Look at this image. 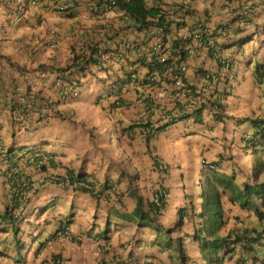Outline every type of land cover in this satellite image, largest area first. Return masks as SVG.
<instances>
[{
	"label": "crops",
	"instance_id": "1",
	"mask_svg": "<svg viewBox=\"0 0 264 264\" xmlns=\"http://www.w3.org/2000/svg\"><path fill=\"white\" fill-rule=\"evenodd\" d=\"M55 1L28 2L22 20L12 23L5 13L13 8L14 0H0V210L11 194L9 172L31 178L40 173L32 165L16 162L12 154L10 160L5 159L4 148L12 143H43L49 158L46 171L81 174L102 194L96 196L55 183L38 188L24 202L16 227L0 228V264H54L56 257L62 259L61 264H180V246L189 256L188 264H206L193 234L197 229L210 232L213 217L203 196L208 189L205 179L214 174L231 176L233 184L218 186L223 190L225 223L215 235L246 230L247 241L240 258L246 259L245 264H255L251 255L264 247V216L255 212L256 207H262L261 199L253 195L251 205L241 206L240 200H231V196L244 183L264 181V166L259 165L260 161L264 165V140L251 148L245 143L256 127L251 119L264 116V75L259 81L254 71L257 63L264 65V0H190L191 12L175 17L183 23L173 22L168 38L181 36L198 22L211 28L223 23L228 29L217 35L224 55L222 62L202 51L185 55L184 59L192 82L201 83L195 66H209L220 70L232 89L224 101L221 118L205 115L199 122H178L158 130L148 140L141 133L144 110L132 102L135 87L125 82L117 92L107 82L122 76V70L128 69L137 56L136 48L149 36L117 8L110 16L115 34H111V44L105 45L110 53L104 63L106 69L93 65L94 71L82 78L79 94L66 100H57L51 82L45 84L53 79V73L47 70L48 77L38 84L37 93L49 98L55 115L26 131L15 130L4 101L11 93L12 81L21 80L14 65L32 70L41 65L65 67L70 63L71 48L85 47L81 42L87 34L99 37L97 21L85 16L82 10L87 8L82 2L69 8L74 11L69 16L55 10ZM161 2H168L166 6L174 13L179 12L175 9L182 3ZM249 6L247 21L239 22L238 14ZM50 28L54 29V49L41 42ZM123 40L131 44L123 45ZM92 86H103V92L95 97ZM118 96L128 102L119 110L113 102ZM58 112L61 115H56ZM155 159L168 164L165 175L154 167ZM203 159L216 160L221 168L209 173L202 168ZM162 176L169 193L158 213L150 200ZM179 207H185L188 213L183 225L170 231ZM65 230L69 234H64ZM164 233L165 241L159 238ZM176 236H181L180 243ZM251 236L255 240L250 243ZM247 244L252 245L251 249ZM175 245L178 260H173L170 251ZM236 247V252L223 258V264H237L239 243Z\"/></svg>",
	"mask_w": 264,
	"mask_h": 264
},
{
	"label": "clouds",
	"instance_id": "2",
	"mask_svg": "<svg viewBox=\"0 0 264 264\" xmlns=\"http://www.w3.org/2000/svg\"><path fill=\"white\" fill-rule=\"evenodd\" d=\"M181 1L183 2V0H181ZM187 1L190 2V0H187ZM107 8H108V10H110V12H109L110 16H111V13L113 11H115V12L117 11V10H114V9H116L115 5H114V0H110L109 3H107L102 10H106ZM182 8L188 9V7H186L184 5H182ZM190 12H191V10H189V12L186 14H189ZM250 12H251L250 6L244 8V10H241V12L239 13L240 17L238 18L239 22H241V23L246 22L247 17H248ZM88 16L94 17L95 20L97 21L96 24L99 26L98 34L102 40L101 42H103L101 44V46H100V44H99V46H100L101 51H104V53H102V56H103L104 63H105L107 61V58L110 57L109 50L105 47V45L111 44V41H110L111 36H112L111 34H115V25L111 22L110 16H109L107 18L108 19V27L106 28V30L104 29L101 31L103 24H102L101 19H99L100 17L98 15H92V14H89ZM225 28L226 27L224 26L223 23H219L214 28H211V27L207 26L206 24H203L202 22H198L196 24L195 28L187 30V32H185L186 34L184 33L181 36L176 35V37L179 38L178 44L174 43L173 37L170 36L168 38L166 36V34H168V33L167 32L165 33L163 31H161V32L159 31L155 34H152L150 36V38H149V36H147V39L141 41L142 44L136 48V55L137 56L133 59V62L129 63L128 69L122 70V75L124 73H130V76L137 79V81H129L128 84L133 85L135 87L134 98H133L134 101L132 100V102H134L135 104H138V105L140 104L144 110L145 117H144L143 124L141 125V127H142L141 133L144 136V138H146L148 140L158 130L164 129L167 126L173 125V124L178 123V122H183V121L199 122L204 118L205 115H209L212 118H221V116H223V114H224V101L226 99L227 94L232 89V83L228 79H226L225 75L223 73H221L220 70H217L215 68H211L209 66H199V67L195 66L194 72L199 74V78L201 81L200 85H197V83L192 82L187 75L188 66H187V63L185 62L184 57H185V55L196 53V51H202V52H205L208 57L213 58L216 62H220V61L222 62L224 60V55L221 52V45H220V42H218V40H217V35L224 33L226 31ZM195 33H199L201 35V37H202L201 41H199L195 37H193V35ZM153 38H155V39L152 41ZM184 38L186 39L185 41H184ZM208 40H210L209 44H207ZM122 43H123V45H130L131 44L130 41H125V40H123ZM156 44H160V47L155 48L154 46ZM83 49H86V47H83ZM181 50H184V53H185L184 55H182V53H180ZM111 53H112V51H111ZM161 57H164V59L162 60ZM153 59H155L154 61L167 60L168 62L165 63V65L163 66L166 68L164 69V71H161V73L156 72V70H153V71L149 72L148 74H146L147 76L145 78H143L142 75H143V73H145L146 63L152 61ZM71 62H73L72 54H71V58H70V63ZM181 65H183L185 67V69L183 71L180 70ZM256 65H260V64L257 63ZM38 68L41 69L42 67L39 66ZM56 68H58V67H56ZM141 68H144V70H142ZM42 69H44V68H42ZM167 69H168V71H167ZM87 74H89V73H87ZM87 74L85 76H87ZM173 75H179L190 86V88L192 89V94L197 97L198 104L194 108H192L191 110L183 111L174 119L163 120V116L165 113L170 112L175 107H181L179 100L174 98V96H175L174 94H175L176 89L172 88V85H171V80H172L171 76H173ZM255 75H256V72H255ZM85 76H82L80 78L81 83H79L78 94L80 91V87L83 83L82 78H84ZM256 77H257V75H256ZM262 77H263V75L261 76L260 79H257V80L260 81L262 79ZM104 78L108 79L107 76H105ZM112 79L113 78H110L109 79L110 81L109 80L107 81L108 86H109ZM162 79H165L166 86L164 87V96H163L161 102L153 101V99L150 98V96H148V95L143 97L142 100H140V101L136 100V94L139 91H141V89H140L141 87H145L146 84L150 83V85H152L153 88H155L156 86H158L160 84ZM91 88L93 89L92 90L93 95L96 97L103 92L104 87L102 86L101 89H99L97 86H92ZM126 89H127V87L125 88V90ZM77 95L71 96L69 98L76 97ZM200 99L202 100V102L199 103ZM57 100H60V99L57 98ZM61 100H63V99H61ZM4 101L6 103L8 101V99L6 98ZM113 102H114V107L118 110L121 109V107L123 105H128V102L127 103L124 102L121 96L116 97ZM145 104H147V107L145 106ZM160 104H163V107H160ZM51 109L52 110L50 112V115L46 120H40V121H37L36 123L47 122L51 118V116L55 115L56 112H54V109L52 107H51ZM162 109L164 111H162ZM56 115L59 116L61 114H60V112H58ZM36 123H34V124H36ZM34 124L31 127H33ZM188 126H189V124H187L185 127H188ZM31 127H28L25 130H18L15 126V130L17 132H22V131H26V130L30 129ZM255 128H259V127L256 126ZM251 135L246 137V139H245L246 146L249 148L254 147L255 145L261 143V141H259V140H257L255 142V144L252 143L251 142ZM11 145L15 149H13L10 152V154H12V156H14V160L16 162L20 160V161H22V163H24L26 165L34 166L40 172L36 178H31V176L29 175V176H27L29 179H25L22 181L21 185H23L24 188L20 192V197H21V201H22V204L20 205L21 209L23 208L24 202H26L30 198V196L36 192V190L38 188H40L44 185L50 184V183L68 185L71 188H73L74 190L87 191V192L92 193L96 196H100L102 194L101 190L99 191L95 187V183L93 181L85 178V176H82L81 174H80L81 177H77L76 174L66 173V174L60 175L56 172L46 171V166L48 163V157H47V154L43 148V143L36 142V143H30L28 145H22V146H18L17 144L12 143ZM23 146H26V147L24 149H22ZM16 147H20L18 149V151L21 149L20 151H24L27 154L24 156H21L20 152L16 153ZM6 150L7 149L4 148V151H6ZM34 155H38V157L36 159H33ZM260 162H262V161H260ZM260 162H259V165H260ZM201 163H202V168L206 169L209 173L212 171H217L221 168L218 161H216V160L203 159L201 161ZM261 166H264L263 162H262ZM154 167L157 170H159L163 175H165L169 166L165 161H163L161 159H155V166ZM16 173L17 172H13V174H16ZM13 174H12V176H13ZM215 176H218V174H214L211 179H209V176L207 179H205V185H207V188L209 191L208 198H207L206 202H208V200H209V196L211 193V187H212V184L214 182H215L217 189H219L218 188L219 184H217V182L215 180ZM206 177H207V175H206ZM47 178H51L52 180H46ZM8 181H9V186L11 188V186L14 185L13 179L8 178ZM208 181H209V184H208ZM220 186H222V185H220ZM160 190H163L165 192V195L164 196H158V202H157L155 200V198L157 196L156 194ZM220 191L222 193L223 190H220ZM168 193L169 192H168V189L165 185L164 176H162L161 180L159 181V184L157 185V187L153 191V194H152V197L150 200L151 205L155 209L158 210V213L162 212L163 207H164V203L168 198ZM235 193H233L232 195H234ZM254 195L259 196L261 199V202H262V198L260 196L261 194H254ZM252 196H251V199H252ZM251 203H252V201H251ZM261 205H262V207L260 209L259 208L258 209L260 211H262L263 216H264V205L262 203H261ZM247 206H249V205H247ZM201 218L204 219V216H201ZM6 226H10V225L3 224L2 222H0V228L6 227ZM171 228H173V227H171ZM171 228H170V231H173L174 229H171ZM200 232L204 233V235H205L206 231L204 232L203 230L202 231L200 230ZM64 234H69L68 230H65ZM176 237H181V236H176ZM175 240L177 241L176 238H175ZM177 242L180 243L181 240H179ZM180 248H181V246H180ZM179 251H180V249H179ZM219 254H221L222 256L225 257L227 253L221 251ZM251 256L252 257L254 256L255 258H257L259 260L257 264H261L262 260L264 259V256L262 255V253H255ZM61 262H62V259L60 257L54 258V264H61ZM237 264H245V262L243 261L241 263V262L237 261Z\"/></svg>",
	"mask_w": 264,
	"mask_h": 264
},
{
	"label": "trees",
	"instance_id": "3",
	"mask_svg": "<svg viewBox=\"0 0 264 264\" xmlns=\"http://www.w3.org/2000/svg\"><path fill=\"white\" fill-rule=\"evenodd\" d=\"M110 0H56L53 5L55 6V10L64 13L65 15L71 16L74 11L69 10L70 7H73L75 5H79L80 2L83 3L86 10H82L84 14H92L96 15L99 13L107 3H109ZM72 3V4H69ZM168 2H161V0H114L115 8L120 9L118 11H121L122 13L127 14L131 19L134 20V23L136 24V27H139L140 29H143L146 33V35H149V38L152 34L157 33L160 31L167 32L170 34L172 32V26L171 24L174 22L176 24L183 23L181 20H177L175 17H182L186 13L189 12V10H192L191 3L187 0H183V2L176 7V11L179 10L178 13H174V10H172V7H167L166 4ZM182 5L188 7V9H183ZM171 10V12L169 11ZM172 14V16H170ZM239 15V14H238ZM240 17V16H239ZM99 26L97 25V29ZM88 33V32H87ZM99 35V34H98ZM162 35V34H161ZM179 38H177L175 35L173 37V41L175 44H178ZM186 39L184 38V41ZM100 36L97 37L96 35L87 34V39L84 42H81V44H86V49H83V47H73L71 48V54H72V60L73 62L69 63L65 67H45L44 70H49L52 73H54L56 78H59L62 82L66 83H72L75 81L76 83H81V77L85 76L87 73H91L94 70L93 65H97L98 68H105L104 59L102 56V53L104 51H101L100 49V42H101ZM97 43V44H96ZM180 53L184 55V50H181ZM153 59L150 62L146 63L145 67V73H143L142 77L145 78L149 72L156 70V72L161 73V71H164L166 67H163L165 63H167V60L164 61H154ZM43 67V65H41ZM20 72L24 71V68L20 65L16 64L14 65ZM106 69V68H105ZM255 72L257 75V79H260L262 75H264V66L256 65ZM24 75L27 77V74L24 73ZM129 81H137V79L130 76V73H124L121 77H115L111 80L109 84V88H115V90L118 92L123 85V83H128ZM14 90V84H11V88L8 92L13 93ZM35 100L37 102L45 101L48 98L45 96H39L38 93L34 94ZM34 102V106L38 108L40 103ZM147 107V104H145ZM251 122L254 126H258L259 128H255L254 132L251 135V142L255 144L257 140L261 141L264 140V116L262 117H255L251 119ZM11 147V149H9ZM6 151H4L5 159L8 161L10 160V152L15 149L10 145ZM20 147H16V153H21V156L26 155L27 153L24 151H18ZM20 156V157H21ZM38 155H34L33 159H36ZM48 157V156H47ZM49 163V158H48ZM260 165H262V162H260ZM9 167V166H8ZM7 167V168H8ZM6 168V169H7ZM13 172L8 173V178L13 179V186H11V194L9 200L5 203L2 210H0V222L3 224L11 225L14 228L16 227V222L18 220V215L21 211L20 205L22 204L20 192L24 188L22 184V181L25 179H29L27 175H20L18 172L16 174H13ZM77 177H81L80 174H76ZM215 180L217 184L223 185L224 187H233V184L231 183L232 177L227 176H215ZM254 194H261L262 198V204L264 205V181L262 182H254V183H244L242 189L237 190L236 193L231 196V200H240L241 206H247L251 205V196ZM208 213L213 217L212 223L209 226L210 232L204 233L200 232V230L194 231V238L198 240L201 250L204 252L206 257V264H222L223 263V257L221 254H219L221 251L225 252L227 254H230L232 252H236L237 247L235 248V245L239 243L241 253H239L238 256V262H245V258L242 257L243 248L245 247V243L247 241V232L243 229V231L240 230H233L232 232H227L225 235H215V231L217 229L219 230L223 224L225 223L224 219V209L221 202V191L217 189L215 182L212 184L211 187V193L209 196V200L207 202V208ZM157 212L158 210L155 209ZM258 216L262 217L263 213L258 208L255 209ZM187 214V211L185 207H179L177 211V219L175 221V224L173 228L176 229L177 227H180L184 223V217ZM204 213H201L199 216H203ZM16 233V230L14 229V234ZM207 235V236H206ZM250 243L255 240V236L249 237ZM243 241V243L241 242ZM15 242H20L19 239H15ZM237 243V244H236ZM252 245L247 244V248L251 249ZM258 253H262L264 256V247L259 251ZM226 254V255H227ZM255 264L258 263V259L254 256L252 257ZM179 259L180 264H188L189 256L186 254L183 247L180 248L179 251ZM248 259V257H247Z\"/></svg>",
	"mask_w": 264,
	"mask_h": 264
},
{
	"label": "built area",
	"instance_id": "4",
	"mask_svg": "<svg viewBox=\"0 0 264 264\" xmlns=\"http://www.w3.org/2000/svg\"><path fill=\"white\" fill-rule=\"evenodd\" d=\"M29 3L35 4L37 3V0H14L13 8L9 9L6 13V19L8 22H18L21 21L24 14H25V7ZM110 10L108 8L106 10H101L100 13H97L102 21L103 27L102 30H106L108 27V17ZM85 16L88 17L87 14ZM107 19V20H106ZM54 33V29L50 28L48 29L47 34L43 35L41 37V42L47 43L48 46L51 49H54L56 47V42L53 40L52 34ZM197 40L201 41L202 37L199 33H195L193 35ZM208 38V37H207ZM103 42H100V46ZM210 43V40H208L207 44ZM155 48H159L160 44H156L154 46ZM163 60L164 57H161ZM22 67V66H21ZM24 68L23 72H20L16 67L17 73L21 76V80H13L11 84H14V90L13 93L11 92L7 99L6 105L10 108L11 117L13 120L14 125L18 130H25L28 127H31L34 123L40 120H46L51 112V105L49 100L37 102L34 98V94L37 93V87L38 84H43L41 82L42 79H47L48 73L47 70L36 68V69H28ZM185 67L183 65L180 66V70L183 71ZM32 70V72H31ZM168 71V69H167ZM24 73L27 74V77L24 75ZM32 81H28L29 79ZM53 79L47 80L45 84H48L51 82V87L54 88V92L56 93V98L66 100L71 96H75L78 94V87L79 83H76L73 81L72 83L69 82H62L59 78H56L54 73L52 76ZM171 85L172 88H175V99L179 100V103L181 104V107H175L170 112H167L163 116V120H171L176 118L180 113L183 111H188L194 108L198 102L197 97L192 94V89L190 86L179 76V75H173L171 76ZM166 86L165 79H162L160 84L153 88L150 83L146 84L145 87H141V91H139L136 94V100L140 101L145 96H150V98L153 99V101L161 102L163 96H164V87ZM0 88V92H1ZM49 99V98H48ZM34 102L40 103L38 108L34 106ZM202 102V100H199V103ZM177 105V104H176ZM160 107H163V104H160ZM162 111H164L162 109ZM46 180H52L51 178H47ZM155 200L158 202V196H164L165 192L163 190H160L156 194Z\"/></svg>",
	"mask_w": 264,
	"mask_h": 264
},
{
	"label": "rangeland",
	"instance_id": "5",
	"mask_svg": "<svg viewBox=\"0 0 264 264\" xmlns=\"http://www.w3.org/2000/svg\"><path fill=\"white\" fill-rule=\"evenodd\" d=\"M26 146H23L22 147V149H24ZM255 159H257L256 157H255ZM208 184H209V181H208ZM219 186V185H218ZM208 189H206V191H205V193H204V196H203V198H204V201H205V203H206V201H207V198H208ZM162 238L164 241L167 239L166 238V236H165V233L164 234H160V236H159V238ZM176 239H177V241H179V240H181V237H176ZM175 248V249H174ZM178 248V246L177 245H175L174 247L173 246H171L170 247V251H171V254H172V258H173V260H178V251L176 250ZM264 263V259L262 260V262H261V264H263Z\"/></svg>",
	"mask_w": 264,
	"mask_h": 264
}]
</instances>
